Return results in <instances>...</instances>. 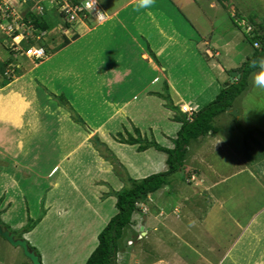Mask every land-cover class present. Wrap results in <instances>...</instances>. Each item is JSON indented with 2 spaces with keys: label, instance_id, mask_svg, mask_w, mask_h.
<instances>
[{
  "label": "crops",
  "instance_id": "crops-1",
  "mask_svg": "<svg viewBox=\"0 0 264 264\" xmlns=\"http://www.w3.org/2000/svg\"><path fill=\"white\" fill-rule=\"evenodd\" d=\"M178 1L179 0H155V3L151 7L139 11L135 10L138 0H111L109 3L102 1L100 3L102 10L104 9L107 16L106 21L102 24L96 23L95 25H89L90 23L88 24V21L91 22L92 19L80 20L71 26L70 34L74 36V39L70 40L69 44L66 46L56 49V53L46 58V60H51V58L55 59L57 58L55 56H57L62 49L64 50L77 41H82L86 38L100 43L102 50L107 49L111 51V57L114 56V61L110 59V62L106 66L104 65L106 71L102 72V76L100 77V85L108 88V91L104 89V91L106 90V92H108L107 96H104V98L100 100L102 104H105L106 107L108 106L110 109V113L106 116L107 118L105 120L100 119L98 122L90 123L82 114L79 115L75 111V108H73L78 116L84 118L81 117L91 129L92 134L82 125L75 122L73 118H70L72 117L70 111L67 109L66 111L56 103V107H52L53 109L51 112H59L60 116L54 117V120H50L53 121L55 125L54 128L49 131V134H53L52 144L46 146L47 148H38L32 145L35 136L30 134L23 136L19 132V128H22L25 124L23 114L30 102L23 97L17 96V101L12 103L14 106L12 109L10 108V103L7 105L5 101L7 99H4V95H0V161L2 156H13L14 160L16 159L14 163L20 164V167L24 168V171L27 172L30 169L33 170L32 165L42 159L45 164L47 162L52 163L51 167L46 171H38L40 173L39 177L47 183L44 199H42V197L38 199L40 203H42L41 206L46 207L45 215L34 230L24 234L22 237L20 236L39 251L43 264L67 263L62 258H58L57 256L51 258L44 253L40 246L35 243L38 234H41L43 237L45 235H52L53 238H60L71 234L74 236L73 238L76 239V241H74L75 245L79 246L83 243L85 247L87 245L86 238L89 236L95 238L99 236L103 230L102 204L104 202L103 193L107 192L106 183L113 186L116 191H120L125 187V183L113 173L110 163L106 162L92 146L89 147L91 135L95 134L112 149L114 155L125 167L126 172L132 179H144L155 173L166 172L169 167L167 165L168 157L165 153L159 152L154 148L145 152H139L138 145H126L115 141L112 137L113 131L120 133L127 130L129 133L134 134V129L137 128L140 130L143 138H148L149 140L154 138L161 146L173 148V140L176 139L182 124L175 119L176 113L168 109L166 101L159 96V94H164L165 85H168L169 94L174 106L178 107L180 111L182 107L185 106L191 108L194 113H196L207 105L203 103L204 101H201L200 94L193 91V88L190 86L193 85L194 81L189 77L186 79L184 75L190 67L187 66L188 60L185 59V57H198L199 54L197 55V52H200L199 47L202 44L207 47L204 51L206 55L205 58L209 61V64L212 63V65H210V71L205 72L204 69L206 64L205 66L203 65L202 68L197 70L198 74L202 79L206 78L207 82L208 74L210 73L213 74L215 78L220 79L222 77H220L219 74L220 67L218 63L220 61H218V63L215 61V59L223 55V49L220 47L217 48L218 45L216 44L218 39L215 33L218 32L219 35V27L218 29L216 28L217 19L213 17L211 20L213 26L212 33L200 30L197 24L191 26L192 22L188 29L183 28V26H180V23L182 19L186 20L187 16L183 9H181L180 2ZM198 2L199 0H191L190 7H193L195 4V6L201 7L202 5ZM202 4H204V2ZM200 7L199 10H201ZM210 9L214 10L215 14L216 12L219 14L221 11L225 10V7L218 0H213L210 3ZM196 13H198V11H196ZM9 22L10 21H5L3 27L9 25ZM3 32L9 33L8 29H4ZM17 39L19 40L21 37L18 36ZM224 46H229V43L224 44ZM58 51L60 52L58 53ZM62 58L64 59L65 57ZM86 59L89 62L92 60V56L86 57L85 60ZM107 59H109V57ZM82 60H84L83 57ZM42 62L39 63L41 64ZM243 62L244 61L241 60L238 65L230 66V71H233L234 68L241 67ZM102 65L103 62L100 63V65L98 64L96 69H101ZM63 67L65 66L63 65ZM62 73L64 75H69L70 78L73 79L71 81L72 87L74 85H79L81 88L84 84L81 85L80 83H82V81L80 80L83 77H87L83 74H89V70L80 72L72 70V68L69 67L63 70ZM184 80H187L188 84L183 86L182 90L180 87ZM226 82L227 81L223 83L225 84ZM88 85L89 84H85L86 87L81 93H88L87 97H93L95 100L97 97L95 94L96 89H90ZM14 92H16V90ZM57 93L59 92L54 90L49 95H56ZM73 93L75 94V92ZM113 94L114 97L111 96ZM11 97L8 99L10 100ZM31 107L33 108V103L29 106L30 111H32ZM51 115L53 116V114ZM30 120L32 124L29 123V125L34 127L37 126V121H40L37 117L30 118ZM27 121L30 122L29 120ZM11 129L15 131L14 137L11 135ZM103 134H105L106 137H104ZM217 135L218 134L215 136L209 135L202 140L206 141L207 138L212 137L213 141L216 140L219 142L221 138L219 136L217 137ZM71 138L72 140H74V138L77 139L72 146L73 148L71 144H68L71 143ZM202 140H200V143L203 142ZM66 141L67 144L65 143ZM163 141H167L168 143L163 144ZM30 143H32V147L29 145ZM62 147L63 149L65 148L64 152H62ZM89 148L91 149L88 150ZM227 151L229 153L226 152V154H228L227 156L230 158L235 155V158H240L243 153V151H236V153H232L230 150ZM34 152L33 164L22 165V162L18 160L19 158H27V156H30V154ZM54 153L59 154V156L57 155L58 157H56L58 163L54 162L52 159V157L56 155ZM250 156L253 158V155ZM232 160L228 163V168L225 167V171L223 168L222 171L224 172H221V177H223L221 183L223 184H228L231 178L234 179L243 176L237 175L240 171L232 175L231 171H233L234 168ZM254 167L255 166L250 169L251 171L249 169V172L247 171L251 174L252 180L248 176L246 177L248 178V182L246 180L238 185L240 191L243 192L242 194H246L247 198L243 205H247V207L249 204H251V206L254 204L252 196L249 197L250 193L247 191L252 188H254V193L257 191L255 188L256 186H253L252 182L264 188V186H262L263 176H261L259 171L255 173L256 169ZM213 169L216 170V168ZM227 171L231 174L229 177L226 174ZM216 173L218 175L220 174V168ZM213 183L216 187L221 184L220 182H211V184ZM202 184L203 185L198 187V189H205V187L208 189L207 182H202ZM25 190L28 189L26 187L23 189L15 176H12L7 170H0V220L6 225L15 221L12 215L16 212V207L21 204L19 200H21V198L25 199L26 196L23 192ZM156 194L149 196L147 201L142 205L152 206L153 203H151V201ZM222 195L223 197L220 198L221 200L215 198L209 202V205H213L214 202L216 204L214 207H217V209L214 211V214H211L209 211L206 213V216L199 218L196 214L198 209L191 205L189 211L186 212L184 216L177 217L179 223L176 225L177 229L174 228L175 232H173V234L181 239L185 231L181 232L178 225L180 226L181 223L182 226H184L183 223L187 221L191 223V225L188 226L191 234L195 233L194 229L200 228L201 234L204 236L208 235V238H214L213 233H209L211 231L206 230V228L209 227L206 222L211 220L210 215L214 218L215 213L219 215V211L225 214V207L228 203L227 200L233 197V194H226L225 192H222ZM73 197L77 199L75 200ZM108 197H110V195L105 198L107 199ZM220 201H222V204ZM79 203L82 206L80 216H78L79 212L75 214V206ZM159 204L161 203L159 202ZM84 211H88V214H84ZM175 211H177V209ZM228 214L229 211L227 217L231 218L230 221L236 226L238 231L236 232L237 236L235 239L236 241L234 240V245L232 242L226 248L223 243H220L221 241L219 242L216 239V245L224 254L223 258L220 260L223 262L222 264H264V203L260 208L251 213V216L246 222L239 219L237 220L233 215L230 216ZM152 215L151 212H146V214L143 215L145 229L146 227H149V229L153 227L152 231H147L146 229L147 232L143 234L148 235L149 233L151 234V232L155 233L154 231H157L160 235L155 234V237L161 238L162 236L165 239L166 237L164 236H166V233L168 235L169 232L161 231L160 225H162L163 228L166 227V219H163L164 221L161 222L159 219H156L158 217H163L164 213L161 212L159 216L156 217L154 216L155 214ZM220 222L223 224L221 219L216 223ZM13 226L14 228L9 226L10 231L16 233L25 227L23 220L16 221ZM203 235H191V239L196 237L197 239L195 240L202 239L201 241H203ZM160 241L162 242V246L166 247V241ZM123 243L121 244L118 254V258L121 257L122 260H120L121 262L118 261V264H133V255H131V247L133 244H126V246H124ZM188 243L189 242H185V245L190 251L191 258L189 262L184 260L182 257L183 253L179 248L176 253L174 252L175 257H173V259L160 258L161 260H159V262L163 264H214L213 261L211 262L208 260L209 250L212 256L215 254L213 252L214 245L209 244L210 241L205 239L203 244L205 245L206 243V246L202 247L200 241H195L194 245ZM185 245L180 244L178 246L182 247ZM10 246L12 245L10 244ZM96 247L91 250V254ZM155 249H157L158 252L160 251V247ZM204 250H206V254L203 252ZM130 257L132 260H130ZM22 264H31V262L22 261Z\"/></svg>",
  "mask_w": 264,
  "mask_h": 264
},
{
  "label": "rangeland",
  "instance_id": "rangeland-1",
  "mask_svg": "<svg viewBox=\"0 0 264 264\" xmlns=\"http://www.w3.org/2000/svg\"><path fill=\"white\" fill-rule=\"evenodd\" d=\"M6 1L9 4L15 5L16 13L12 15L10 14L8 19L10 21V25L4 26L5 29H8L9 33H4V30L0 28V89H2L0 90V95H4V99H7L5 100L7 105L10 103V108L12 109L14 108L12 103L17 101V96L23 97L25 100L29 101L30 104L33 103V108L31 107L32 111L29 110L30 104L24 110L23 120L25 121V124L22 128H19L21 135L27 136L30 134L35 136L34 142H32L33 144L30 143L29 145L31 147L32 145H35L36 147L41 148L52 144L53 134H49V131L54 128L55 125L53 121L50 120H54V117L56 118L57 116H60V113L51 111L53 109L52 107H56V103L60 107H63L62 105L64 101L59 99L61 96H64L65 99L67 98L69 100L68 101L66 99L69 102V106H73L72 108H75V111L79 115L82 114V116L90 123L98 122L100 119L105 120L107 118L106 116L110 113V109L108 106L106 107L105 104H102L100 100L104 98V96H107L108 92H106V90L104 91V89H107L108 91V88L100 85V77L102 76L101 73L106 71L105 66L110 62V59L114 61V56L111 57V51L107 49L102 50L100 43H96L89 40V38H86L82 41H77L75 44L64 50L62 49L61 52L58 51V53H60L55 56L57 58L46 60L48 56L56 53V49L61 48L67 40L70 41L74 39V36L70 34V30L71 26L76 23L64 26L62 20L59 19L58 9L53 8L49 1H47V3L44 2L40 4V6L44 7V12L36 11V4L34 5L26 0H5V2ZM102 1L109 3L111 0H97L100 6V2ZM190 1L191 0L178 1L180 2L181 9H183L187 16L186 20H181V27L183 26V28L188 29L190 23L192 22L191 26L197 24L200 30L212 33L213 26L211 24V20L213 17L217 19L216 28L218 29L219 27V35L218 32L215 33L216 38L218 39L216 44L218 45L217 48L220 47L223 49V55L222 57L215 59V61L216 63L220 61L218 63L220 67L219 74L220 77L222 76L220 79L213 77V74L210 73L208 74L207 82L206 78L202 79L198 74L197 70L202 68L203 65L205 66L206 64L204 72L210 71V65H212V63L209 64V61L205 58L206 55L204 54V51L207 47L204 46V44L200 46L201 48L199 47L200 52H197V55L199 54L198 57H185V59L188 60L187 66H190L184 73L186 79L189 77L192 81H194L193 85H190L193 88V91L200 94V99L201 101H204V104H209L221 94L227 84H232L240 79L238 73L240 67L234 68L233 71H230L229 67L232 65H238L241 60L244 61L242 63L243 65L246 61H248V59L254 56L256 49L260 46L259 44L258 46H256V44L254 45L251 38H248V36H254L255 31L261 33L264 32V29H262V26L264 27V0H227L224 1L225 10L221 11L219 14H217V12L215 14L214 10L210 9V3L213 0H199L198 3L202 5L201 7L195 6L196 4L193 7H190ZM203 2L204 4H202ZM199 7L203 11L199 10ZM30 11L39 17H43L46 22L53 25L52 28L48 31H41L34 28L32 24L34 18L31 17ZM196 11H198V13H196ZM3 19L4 17L0 13L1 25L2 23L3 25L5 23ZM91 22L88 21V24H96L94 20ZM236 24H238V26ZM16 33L19 34L18 36L21 37V39L18 40L17 37H14ZM226 43H229V46H224ZM30 46L44 47L47 51L46 58L41 61H37L25 56V50ZM89 56H92V60L88 62L85 58ZM62 57L65 58L63 59ZM82 57L84 60H82ZM108 57L109 59H107ZM39 62L42 63L40 64ZM102 62V68L97 70L96 66L98 64L100 65ZM63 65L65 67H63ZM69 67H71L72 70L80 72L89 70V74H83L87 77H83L80 80L82 81L80 84H84L81 86L82 90L79 85H74L72 87L71 81L73 79L70 78L69 75H64L62 73L63 70ZM8 80L12 81L9 85L3 86L4 83L9 82ZM225 81L227 82L224 84L223 82ZM85 84H89L88 86L90 89H96L95 94L97 97L95 100L93 97H87L88 93H81V91H83L86 87ZM187 84V80L182 81L180 88L182 89V87ZM15 90L16 92H14ZM54 90L59 93L56 95H49ZM73 92H75V94ZM111 96L114 97V94ZM10 97L11 99L9 100L8 98ZM17 108L19 109L20 107ZM63 108L66 110L65 107ZM51 114H53V116ZM70 114L72 116V113ZM36 117L40 120L39 122H42L43 124H40L37 121V126L35 125L36 127L30 126L29 123L32 124V119L30 120V118ZM215 126L219 130L217 137L219 136L221 141H213L212 137H209L206 141L201 139L203 141L202 143H200V141L193 142L188 149L185 169L178 171L171 176V186H167L166 189L159 191V193L152 198V206L149 207L148 205H144L143 208H141L142 213L134 215V226L126 230L122 240V243L124 242V246H126V244H133L131 247L133 264L134 262L135 264H163L162 262L160 263L159 260L163 258L173 259V257H175L174 252L176 253L178 248L181 249L184 260L189 262L191 258L190 251L185 245V242H189L188 244L194 245L195 241H200V245L202 247L206 246V243L205 245L203 244L205 239L210 241L209 244L214 245L213 252L215 254L212 256V253L209 250L208 260L211 262L213 261L214 264H222L223 262L220 260L223 258L224 254L223 251L216 245V239L219 242L221 241L220 243H223L226 248L232 242L234 245V240L237 236L236 232L238 231L236 226L230 221L231 218L227 217L228 211V215H233L237 220L239 219L246 222V220H248L251 216V213L260 208V206L264 203V188H261V186L257 183L252 182V185L256 186V193H254V188L247 191L250 193L249 197L252 196V201H254L252 206L251 204H249L248 207L247 205H243L247 197L246 194H242L243 192L240 191V188H238L239 183L242 184V182H245L246 180L248 182V178L246 177L249 176L252 180V176L248 173V169H252L253 166H255L254 168L256 169L255 173L256 171H259L261 176H263L262 186H264V137L262 138L259 133L260 131L264 133V89H260L253 85V74L249 77V86L246 91L235 101L234 106L230 111L215 119ZM11 131V135L14 137V129H11ZM88 132L92 134L91 129L90 131L88 130ZM113 132V139L115 141H119V132ZM250 132H253V135L252 138L248 140L251 146V150L248 152L245 149V138ZM120 133H123L124 137L127 138L125 131ZM133 135L137 137L135 133ZM95 136V134L91 135L89 147L92 146V148H94L106 162L110 163L112 166L111 169L115 175L117 172L121 175H125V171L121 168L124 166L118 159L119 164L117 165H112L110 161H107V158H110L109 151L112 154H114V152L105 142L101 141L100 138V143H102L104 147L100 144L98 148L94 141ZM103 136L106 137L105 134H103ZM252 139H257V142H259L262 148L256 144L257 142L253 143ZM75 141H77V139L74 138V140H72L71 138V143L68 144H71L72 147ZM65 143L67 144V141ZM165 143L167 144L168 142L163 141V144ZM90 149L91 148L88 150ZM227 150H230L232 153H236V151H243V153L240 158H235L236 155L230 158L227 156L228 154H226V152H228ZM64 151L65 148L62 152ZM57 153H54L56 155L55 157H52L53 161L56 163H58V161H56V157L59 156ZM248 153L249 155H253V158H251L252 162L251 159L248 158ZM34 154L35 152L31 153L30 156H27V158H19L18 160L22 162V165L33 164ZM15 160L13 156L7 155L2 156L0 161V170H7L10 172L12 176H15L18 179L19 185L23 189L24 187L28 189L23 191L26 197L25 199L21 198V200H19L21 204L16 207V212L12 215L15 221L13 220L14 222H10L8 225L3 223L6 227L11 226V228H14L13 225L16 221L22 220L26 226L29 219L37 220L46 212V207H42V203H40L38 199L40 197L44 199L47 183L39 177L40 173L38 171L44 172L49 169L52 164L51 162H47L48 164H45L42 159L32 165L33 170L30 169L31 171L29 170L27 172L24 171V168L20 167V164H15ZM231 160L232 165L234 166L233 171H231L232 175L240 171L239 174H236L243 176L236 177L234 179L231 178L228 184H223L221 183L223 181L221 172H224L226 168H228V163H230ZM213 168H216V170ZM219 168L220 174L218 175L216 172ZM223 168L224 171H222ZM226 174L228 177L231 175L228 171ZM202 182H207L208 189H206V187L205 189H198V187L203 185ZM211 182H220L221 184L216 187L214 186V183L211 184ZM106 185L107 192L103 193L104 202L102 204V229L106 227L109 221L117 213L116 197L110 196L107 199L105 198L106 196L111 195L112 191L116 192V190H114L113 186H110L107 183ZM169 188H171V191L170 193H167ZM222 192H225L226 194L230 193L231 195L233 194V197L227 200L228 203L225 207V214L219 211V215L215 213V218L210 215L211 220L206 222L209 226L206 230L211 231L209 233H213L214 238H208V235L204 236L201 234L200 228L194 229L195 233L191 234L188 229V226H190L191 223L187 221H185L186 223H183L184 226H182L181 223L180 226L178 225L181 232L185 231L182 234L181 239H179L178 236L177 238L176 235L173 234V232H175L174 228H176V225L179 223V220L177 219L184 216L186 212L189 211L191 205L198 209L196 214L199 218L206 216V213L209 211L211 214H214V211L217 209V207H214L216 204L214 202L213 205H209V202L215 198L221 200L220 198L223 197ZM73 198L75 200L77 199L76 197ZM159 202L161 204H159ZM220 202L222 204V201ZM81 208L82 206L80 203L75 206V214L79 212L78 216H80ZM176 209L177 211H175ZM146 212H151L153 215L155 214V217L159 216L161 212L164 213L163 217H158L156 219H159L160 222L166 219V227L163 228V226L160 225L161 231L169 232L168 235L166 233V236H164L166 237L165 239L162 236L161 238L155 237V234L160 235V233L154 230L153 231L155 233L151 232V234L149 233L148 235L143 234L147 231H152L153 229V227L151 229L146 227L147 231L145 229L143 215H145ZM84 214H88V211H84ZM220 219L223 221V224L221 222L216 223L217 221H220ZM191 235H203L204 240H195L197 239L196 237L191 239ZM73 237L74 236L71 234L60 238H53L52 235H45L43 237L41 234H38L36 236L37 239L35 243L36 245H39L41 250H43V252L51 258L57 256L58 258L64 259L67 264H85L87 259L91 256V250L98 244V236L95 238H91V236L86 238L85 240L87 245L85 247L83 246V243L79 246L75 245L74 241H76V239ZM2 239L3 237L0 236V264H22V261L29 262L21 248H14ZM160 240L166 241V247L162 246V242ZM180 244L185 246H178ZM157 247H160L159 252L155 249ZM203 252L206 254V250ZM132 259L130 257V260ZM120 260H122L121 257L118 258L119 262H121Z\"/></svg>",
  "mask_w": 264,
  "mask_h": 264
},
{
  "label": "trees",
  "instance_id": "trees-1",
  "mask_svg": "<svg viewBox=\"0 0 264 264\" xmlns=\"http://www.w3.org/2000/svg\"><path fill=\"white\" fill-rule=\"evenodd\" d=\"M218 1L225 7L224 1L226 0ZM30 15L32 18H34L32 23L34 28L41 31H48L52 28L53 25L46 22L43 17L37 16L32 11H30ZM236 25L238 26V24ZM262 29H264L263 26ZM16 35L19 34L16 33L15 36ZM248 38H251L254 45L257 43L260 46L256 49L254 56L248 59V61H246L239 68L238 73L240 79L232 84H227L226 88L222 90L221 94L218 95V97L213 102L201 108L191 117H189L188 114L183 113L182 110L180 111L178 107L174 106L169 94L168 85H165L164 94H159V96L166 101L167 108L176 113L175 119L182 124L176 139L173 140V148L161 146L154 138H152L151 140H149L148 138H143L140 130L137 128L134 129V133L137 135V137L129 133L127 130H125L127 138L124 137L123 133H119L118 136L120 140L118 142L132 146L138 145L139 152H145L151 148H154L159 152L165 153L168 157L167 165L169 168L166 172L153 174L148 176L147 178L136 180L132 179L129 176L124 167H121L123 171H125V175H121L118 172L116 175L126 185L120 191H112L110 195L116 197L117 213L99 234L98 246L88 258L86 264H118V254L120 252L125 232L128 228L133 226L134 215L142 213V209L140 207L141 204L145 203L149 196L156 194L160 190L166 189L167 186H171V176L178 171H182L185 169L188 149L193 142H199L201 139L209 135L215 136L219 133L218 128H216L215 126V119L233 108L235 101L248 88L249 77L251 76V74L259 70L258 68H251L250 63L253 60L259 59L260 57L264 56V32L261 33L255 31L254 36H248ZM69 42L70 41L67 40L62 47L69 44ZM11 81L12 80L4 83L3 86L8 85ZM59 99L61 101H64L62 106L72 113L73 120L90 131L89 127L83 121V119L78 116V114H76L71 106H69V102L65 99V97L61 96L59 97ZM259 133L263 138L264 133L262 131H260ZM248 134L249 135H246L245 138V149L249 152L251 150V146L248 140L252 138L253 132H250ZM94 141L98 148L100 144L104 147V145L100 143V139L98 136H95ZM252 141L253 143H256L257 139H252ZM256 144H258V146H261L259 142H257ZM109 153L110 158H107V161H110L112 165L119 164L114 154H112L110 151ZM248 158L251 159L249 153ZM170 191L171 188H169V191L167 193H170ZM44 215L45 213L42 214L37 220L29 219L28 224L19 231L21 233V237L24 234L30 233L32 230H34V228L43 219ZM0 225L10 230V228L6 227L1 220ZM29 247L31 250L35 251L41 259L39 251L30 244Z\"/></svg>",
  "mask_w": 264,
  "mask_h": 264
},
{
  "label": "built area",
  "instance_id": "built-area-1",
  "mask_svg": "<svg viewBox=\"0 0 264 264\" xmlns=\"http://www.w3.org/2000/svg\"><path fill=\"white\" fill-rule=\"evenodd\" d=\"M26 1H29L34 5L36 4L35 10L38 12H44L45 9L44 7L40 6V4L44 2L47 3V1H49L50 5L53 8L58 9L59 11L58 15L65 26L86 19H92L96 23L102 24L107 19L105 12L102 10V7L99 5L97 0H78V1L77 0H26ZM15 8H16L15 5L9 4L7 3V1L5 2V0H0V13L4 17L3 21H9L8 19L10 17V14L12 15L16 13ZM0 28L2 30L5 29V27H3V23L2 25L0 24ZM14 37L18 38V35ZM256 46H258L257 43ZM24 54L25 56L31 59L41 61L46 58L47 51L42 46H30L26 48ZM182 111L190 116H192V114L194 113V111L191 108L185 106L182 107Z\"/></svg>",
  "mask_w": 264,
  "mask_h": 264
},
{
  "label": "water",
  "instance_id": "water-1",
  "mask_svg": "<svg viewBox=\"0 0 264 264\" xmlns=\"http://www.w3.org/2000/svg\"><path fill=\"white\" fill-rule=\"evenodd\" d=\"M0 236H2L13 247L21 248L31 264H43L40 256L30 249L28 241L20 237L21 233L11 232L0 225Z\"/></svg>",
  "mask_w": 264,
  "mask_h": 264
},
{
  "label": "clouds",
  "instance_id": "clouds-1",
  "mask_svg": "<svg viewBox=\"0 0 264 264\" xmlns=\"http://www.w3.org/2000/svg\"><path fill=\"white\" fill-rule=\"evenodd\" d=\"M154 3H155V0H138L137 8L135 10L139 11L144 8H149ZM250 67L253 69H257V68L259 69L258 72L253 73V85L260 89H264V56L260 57L259 59L253 60L250 63ZM188 116L191 117L190 115ZM140 207L143 208V205L141 204Z\"/></svg>",
  "mask_w": 264,
  "mask_h": 264
}]
</instances>
